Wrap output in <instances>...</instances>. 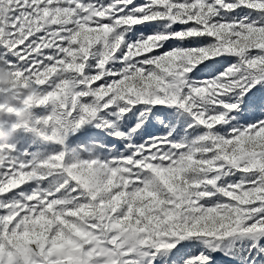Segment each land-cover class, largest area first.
<instances>
[{"label":"snow or ice","instance_id":"1","mask_svg":"<svg viewBox=\"0 0 264 264\" xmlns=\"http://www.w3.org/2000/svg\"><path fill=\"white\" fill-rule=\"evenodd\" d=\"M0 67V264H264V0H0Z\"/></svg>","mask_w":264,"mask_h":264},{"label":"rangeland","instance_id":"2","mask_svg":"<svg viewBox=\"0 0 264 264\" xmlns=\"http://www.w3.org/2000/svg\"><path fill=\"white\" fill-rule=\"evenodd\" d=\"M137 30L144 31L145 34H147V32L150 31L149 28H147L146 26H142V25H136V26H134L133 31L135 32V31H137ZM0 68H3V67H0ZM3 69H4V68H3ZM4 70L7 72L6 69H4ZM7 74H8V73H7ZM8 76H9V75H8ZM9 80H10V76H9V79H8L7 81H0V84H7V83L9 82ZM229 264H230V262H229Z\"/></svg>","mask_w":264,"mask_h":264},{"label":"clouds","instance_id":"3","mask_svg":"<svg viewBox=\"0 0 264 264\" xmlns=\"http://www.w3.org/2000/svg\"><path fill=\"white\" fill-rule=\"evenodd\" d=\"M8 79L9 76L7 72L3 68H0V81H7Z\"/></svg>","mask_w":264,"mask_h":264}]
</instances>
